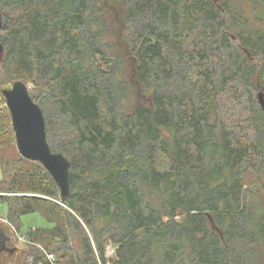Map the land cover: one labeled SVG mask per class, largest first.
Masks as SVG:
<instances>
[{"label": "trees", "instance_id": "1", "mask_svg": "<svg viewBox=\"0 0 264 264\" xmlns=\"http://www.w3.org/2000/svg\"><path fill=\"white\" fill-rule=\"evenodd\" d=\"M0 12V94L27 84L70 162L62 201L0 108L4 215L20 231L29 214L52 224L23 234L41 247L32 264H264L249 203L264 189V0H0Z\"/></svg>", "mask_w": 264, "mask_h": 264}, {"label": "water", "instance_id": "2", "mask_svg": "<svg viewBox=\"0 0 264 264\" xmlns=\"http://www.w3.org/2000/svg\"><path fill=\"white\" fill-rule=\"evenodd\" d=\"M29 90L27 84L17 81L1 92L11 115L16 146L23 159L39 162L48 171L60 189L61 200L65 201L70 193V162L64 155L51 151L47 141L45 116L40 106L30 96ZM259 99L264 108L262 93ZM8 231L6 225H0V254L9 253L14 257L19 249L9 246Z\"/></svg>", "mask_w": 264, "mask_h": 264}, {"label": "rangeland", "instance_id": "3", "mask_svg": "<svg viewBox=\"0 0 264 264\" xmlns=\"http://www.w3.org/2000/svg\"><path fill=\"white\" fill-rule=\"evenodd\" d=\"M2 97V94H0V108H4L6 106L5 99L3 101ZM2 174L3 173L0 172V178ZM5 195L8 196L10 194ZM249 203L254 216L257 217L259 215H264V189H261L260 192H255L253 195H251L249 198ZM5 210V206H2L0 208V225H6L9 228L10 233L15 238L18 245L25 249V252L24 255L16 254V257L14 259L3 262L1 264H32L33 257L41 251V247L35 243L29 242L27 237H25L24 235H26L30 228H50L52 224L48 223L39 213L29 214L22 218L20 231L18 226L12 224L9 219L5 217Z\"/></svg>", "mask_w": 264, "mask_h": 264}, {"label": "flooded vegetation", "instance_id": "4", "mask_svg": "<svg viewBox=\"0 0 264 264\" xmlns=\"http://www.w3.org/2000/svg\"><path fill=\"white\" fill-rule=\"evenodd\" d=\"M8 235H9V238H10L9 246L12 247V248L17 247L19 249V251L16 254H19V255L23 254L24 255L25 249L18 245L17 241L12 236L10 231H8ZM15 257H16V255L13 257V256H10L9 253L0 254V264L3 263V262H6V261L12 260Z\"/></svg>", "mask_w": 264, "mask_h": 264}, {"label": "built area", "instance_id": "5", "mask_svg": "<svg viewBox=\"0 0 264 264\" xmlns=\"http://www.w3.org/2000/svg\"><path fill=\"white\" fill-rule=\"evenodd\" d=\"M0 172H1V160H0ZM3 195L0 193V196ZM0 208H1V205H0ZM20 240V239H19ZM22 240V239H21ZM50 259L52 258V255L49 257Z\"/></svg>", "mask_w": 264, "mask_h": 264}]
</instances>
